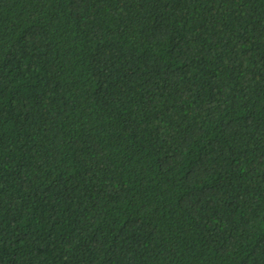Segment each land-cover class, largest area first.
Wrapping results in <instances>:
<instances>
[{"label":"trees","instance_id":"1","mask_svg":"<svg viewBox=\"0 0 264 264\" xmlns=\"http://www.w3.org/2000/svg\"><path fill=\"white\" fill-rule=\"evenodd\" d=\"M0 264H264V0H0Z\"/></svg>","mask_w":264,"mask_h":264}]
</instances>
